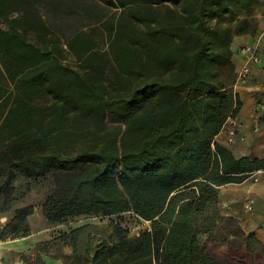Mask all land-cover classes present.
Masks as SVG:
<instances>
[{
  "label": "trees",
  "instance_id": "16d2710c",
  "mask_svg": "<svg viewBox=\"0 0 264 264\" xmlns=\"http://www.w3.org/2000/svg\"><path fill=\"white\" fill-rule=\"evenodd\" d=\"M104 1L117 9L103 49L81 32L75 67L0 69V239L30 233L33 205L9 213L17 179L49 174L45 220H97L59 229L24 264H264V244L218 206L221 185L264 163L216 138L239 109L234 38L256 33L263 2ZM17 2L0 0V19ZM126 217L147 226L133 233Z\"/></svg>",
  "mask_w": 264,
  "mask_h": 264
},
{
  "label": "crops",
  "instance_id": "0c3cea01",
  "mask_svg": "<svg viewBox=\"0 0 264 264\" xmlns=\"http://www.w3.org/2000/svg\"><path fill=\"white\" fill-rule=\"evenodd\" d=\"M116 9L106 5L104 0H18L16 9L7 18L0 19V25L8 32L9 39L5 42L2 38L0 40V69L39 68L57 63L77 66L79 60L69 44L84 32L87 34L84 41L80 40V45L91 44L103 49L106 40L101 22ZM257 17L256 33L235 37L233 47L252 42L264 31V10ZM11 33H14L15 38H9ZM75 49L79 51V48ZM262 55L260 63L252 66L248 83L233 87L235 101L239 105L237 116L244 123L242 132L245 140L227 143L223 128L216 138L228 146L235 157L247 156L250 160L258 159L264 163V47ZM233 61L236 72L244 61L238 53ZM256 101L262 102L260 111L254 110ZM255 126L259 127L256 133L252 132ZM29 180L31 178H18L15 182L9 213L14 208L33 205L34 212L28 217L30 233L26 237L0 241V256L5 264H24L20 256H34L37 243L56 236L62 225L45 220L40 209L44 199L36 206L27 199L28 196L17 194L18 183H27ZM248 199L253 202L251 212L243 209ZM218 206L222 214L236 217L246 232H253L264 244V225L261 222L264 214V167L250 172L241 182L221 185ZM65 252L68 253L69 249L66 248ZM43 259L47 264H64L60 259L49 256H43Z\"/></svg>",
  "mask_w": 264,
  "mask_h": 264
},
{
  "label": "built area",
  "instance_id": "2783aa9c",
  "mask_svg": "<svg viewBox=\"0 0 264 264\" xmlns=\"http://www.w3.org/2000/svg\"><path fill=\"white\" fill-rule=\"evenodd\" d=\"M264 47V31H262L258 36H256L252 42L242 44L238 48V55L241 56L243 59V65L236 71L235 81L233 84L234 86H243L246 85L249 81L251 68L254 64L260 63L262 60V50ZM263 105L261 101H256L254 104V110L260 111ZM244 127L243 121L236 115L228 116L223 130L225 132L224 140L227 143H234L235 141H244L245 135L242 132ZM259 131V127L255 126L252 129V132L256 133ZM256 180V178L254 179ZM244 211L251 212L253 210V202L252 200L248 199L243 204ZM7 221V217L4 215H0V232L3 229L4 224ZM262 224L264 225V214L261 220ZM1 241V239H0ZM0 264H5L2 257L0 256Z\"/></svg>",
  "mask_w": 264,
  "mask_h": 264
},
{
  "label": "rangeland",
  "instance_id": "374dc122",
  "mask_svg": "<svg viewBox=\"0 0 264 264\" xmlns=\"http://www.w3.org/2000/svg\"><path fill=\"white\" fill-rule=\"evenodd\" d=\"M263 10H264V1H263V6L259 7V12ZM258 13L255 16L256 19L258 18L257 17ZM51 187H52V179L51 176L48 174L38 179H31L27 183H23V182L18 183L16 192L18 195L28 196L27 199L37 206L40 204L42 199H44L45 196L51 191L52 189ZM22 196H20V198H23ZM125 219L127 220V226L133 233L147 226V222L140 220L138 221L136 219H133L132 217L130 218L126 217ZM94 220H97V218L79 217L77 219L69 220L65 224H62L59 229H66L67 226L75 225L77 223H82L85 221H94Z\"/></svg>",
  "mask_w": 264,
  "mask_h": 264
}]
</instances>
